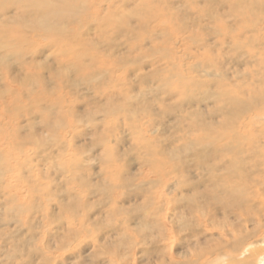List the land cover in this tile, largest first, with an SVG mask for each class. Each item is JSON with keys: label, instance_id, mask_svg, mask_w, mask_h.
<instances>
[{"label": "clouds", "instance_id": "obj_1", "mask_svg": "<svg viewBox=\"0 0 264 264\" xmlns=\"http://www.w3.org/2000/svg\"><path fill=\"white\" fill-rule=\"evenodd\" d=\"M161 9L177 27L211 18L254 62L230 75L224 57L189 61ZM239 103L264 134V0H0V180L31 197L7 211L24 222L37 201L47 216L32 160L57 152L59 169H75L62 177L73 195L60 244L100 233L85 264H264V219L258 233L245 223L264 217V141L242 154L259 161L251 182L226 163ZM245 188L255 210L233 198ZM97 209L107 215L88 220ZM39 246L0 229V264Z\"/></svg>", "mask_w": 264, "mask_h": 264}, {"label": "rangeland", "instance_id": "obj_2", "mask_svg": "<svg viewBox=\"0 0 264 264\" xmlns=\"http://www.w3.org/2000/svg\"><path fill=\"white\" fill-rule=\"evenodd\" d=\"M161 19L162 21L167 22L173 28L175 39L174 41L171 42L174 44L175 48L179 49L188 58L189 61L200 57H205V58L209 56L224 57L223 61L219 66L222 68V70H226V72L230 75L236 74L237 72L244 69L245 66H249L254 62L253 58L246 54L243 45L240 43V39H242V36L241 38L238 39L237 37L231 34L222 33L215 27V21L212 20L211 18L203 19L198 24H184L182 27H177L169 19L167 11L165 9H161ZM157 35L159 36L161 35V33L158 32ZM203 67L205 68L210 67V65L204 64ZM197 68L203 70L200 65H197ZM252 83H254V81H252ZM254 84H258V82L255 81ZM242 106L243 108L241 110L235 108L241 111L239 113V117L237 119L235 118V124L237 126V129H239L240 127H242V125H245L246 123L250 124L254 116L253 106L244 103L242 104ZM259 130L260 129H257L256 131L258 132ZM238 131H239L238 134L240 135L244 134V131H242V129ZM257 132H255V134H257ZM86 139H87V133H84L76 137L74 147L78 146L79 144H82ZM46 152L48 153L47 155L45 154ZM211 153L212 151L210 152V154ZM64 159L70 160L71 154H69V156ZM32 163L39 176L40 182L42 184L47 183L49 185V198L46 200L47 207L45 209V211L47 212V216L45 217L44 212L41 211L43 205H38L37 201H32L31 204H29V207L24 210L28 212L27 220L19 223V221L21 220L16 215L17 210L14 209L12 212H8L7 209L9 205L15 202V199L17 197L23 199L25 203L28 204L29 201L31 200L28 188L25 185L17 183L14 184L12 187H10L8 192H5L4 188L8 185L9 182L0 180V229L7 230L9 233H11L13 236H16V238H18V240L21 241L26 240V242L32 241V243L35 242L37 243L39 240L38 243L41 242L39 244L40 247H36L31 253L26 251L22 256L19 257L22 260L23 264L25 263L37 264L38 261L40 262L42 261L43 263L48 264L49 260L51 259L54 260L56 259L55 264H63L62 260L65 261L66 258H68V260L65 261V264L68 263L85 264V260H87L90 256L93 260H95L97 256L98 248L100 247V243L98 240V235L100 233L87 234L84 236L83 239L79 240L71 247H66L60 244V240L63 238V235L68 228V225L63 222L62 217L65 209L69 207L67 201L69 197L73 195V193H71L70 191L69 192L64 191V189L68 186L71 180V176H68L67 179H62V177H65L68 171H75V169H72L71 167L67 170L59 169L58 165L60 163V157L58 156V153L55 151H49L48 148L36 152L32 160ZM226 163L228 164L229 160L226 161ZM245 163H246V167L252 170V163L249 162L248 160L245 161ZM50 164L53 166V170L51 171L48 170ZM228 169L229 171H231L233 167H231V165H228ZM240 174L247 175V172L246 170H244ZM80 178L83 179V173H81ZM251 181L252 180L249 179L247 182H251ZM88 182L90 183V180ZM257 187H259V185H257ZM260 192L264 193V189H260ZM253 194L255 195V193H250V194H245L243 196L245 198L244 199L245 201L247 202L249 200L251 201V202L249 201V204H247L248 206L250 205V208L248 207V209L250 210H255L256 203L258 202L257 201L256 203L252 204ZM95 196L96 193H93L91 199H95ZM128 199L131 200V196H129ZM244 208L246 207L243 205V208L241 209ZM169 209H171V203H169ZM105 215H107L106 209H97L94 212H92L87 217V219L91 221H95L97 216L103 217ZM258 216H259L258 212L255 216H251V215L249 216L247 214L245 215V219H246L245 223L247 222L246 225L248 229H251L257 233L259 232V228H258V225L260 223L259 220L264 219V217H260V216L258 217ZM15 220L18 221L15 222ZM57 220H61V223H56ZM48 221L50 222V224H48L49 223ZM46 224H48L47 225L48 228ZM51 224L53 226L52 228L49 227ZM141 226L142 227L144 226L143 221H141ZM42 227L44 228L43 231L41 230ZM21 228L23 229L21 230ZM30 228L33 232L30 230ZM20 231L22 234L23 233L24 234L18 236L17 234ZM26 231L29 232V234L26 233ZM42 237H44L45 240L42 241ZM49 242H51L50 243L51 248L50 246H48L49 249L47 251L46 248L47 245H49ZM70 255H72L73 257L76 256V259H72V258L70 259L69 258ZM25 257H27V259H25ZM48 257H50V259Z\"/></svg>", "mask_w": 264, "mask_h": 264}, {"label": "bare ground", "instance_id": "obj_3", "mask_svg": "<svg viewBox=\"0 0 264 264\" xmlns=\"http://www.w3.org/2000/svg\"><path fill=\"white\" fill-rule=\"evenodd\" d=\"M258 83H259V81H257ZM254 83H255V81H254ZM242 104L243 103H239L237 106H236V108L237 109H242L243 108V106H242ZM237 109H235L234 110V112H233V117H234V121H235V118L237 119L238 117H239V113L241 112L240 110H237ZM245 109V108H244ZM252 112V111H251ZM240 129H242V131H244V134L243 135H240V134H238V132H237V135L233 138V142H232V147H231V151L228 153V155H230L231 156V159L229 160V163H228V165H231V167H233V169L234 168H236V169H238V172H239V179H240V181H241V185H243V184H245V182H247L249 179L250 180H253L258 174H259V172H260V168H259V161H256V163L255 164H253L252 163V170L251 169H248L247 167H246V163H245V161H249V162H251V161H253L254 159H255V156L253 155V156H243L242 154L244 153V152H246V151H250L252 148H254L255 146H256V144H258V143H260V142H262V141H264V134H261L260 133V130L257 132L256 130L257 129H253V128H250V124H248V123H246L245 125H242V127H240L238 130H240ZM255 132H257V134L254 136V139H251V140H249L248 139V137H250V136H252ZM217 155V152L216 151H212V153L209 155V158L211 159V158H214L215 156ZM244 170H246V172H247V175H241L240 173L241 172H243ZM241 171V172H240ZM246 178H248V179H246ZM245 194H250V192L245 188V189H243V190H241L239 193H236L235 194V196L233 197L234 199H235V201L237 202V204H238V206H241L240 208H243V205L246 207V208H250V205L248 206L247 204H249V201L247 202V201H245L244 199V195ZM253 196H254V194H253ZM245 197H247V196H245ZM253 200V199H252ZM251 202V201H250ZM258 203V202H257ZM252 204H254V203H252ZM251 209H253V208H251ZM255 209H256V207H255ZM250 216V215H249ZM257 217V216H256ZM259 217V216H258ZM247 219H248V216H247ZM30 220V219H29ZM246 220V219H245ZM16 221H18V220H15V222ZM33 221V220H32ZM260 221V220H259ZM6 222V221H5ZM36 222V221H35ZM39 222V221H38ZM49 222V221H48ZM9 223H10V221H9ZM19 223H21V221H19ZM26 223V222H25ZM247 223V222H246ZM258 223V222H257ZM4 224V223H3ZM5 224H7V223H5ZM12 224V223H11ZM30 224V223H29ZM35 224V223H34ZM40 224V223H39ZM48 224H50V222L48 223ZM48 224H46V226L48 225ZM53 224V223H52ZM52 224L49 226L50 228H52L53 226H52ZM14 225V224H13ZM17 225V224H16ZM15 225V226H16ZM27 225V224H26ZM45 225V224H44ZM31 226V225H30ZM40 226V225H39ZM24 227H26V226H24ZM29 228V227H28ZM36 228V227H35ZM47 228H48V226H47ZM47 228H45V229H47ZM248 228V227H247ZM23 228H21V230H22ZM26 229V228H25ZM33 229V228H32ZM18 230V229H17ZM30 230H31V228H30ZM30 230H28V231H30ZM32 231V230H31ZM45 231H47V230H45ZM23 232V231H22ZM33 232V231H32ZM37 232V231H36ZM57 232V231H56ZM64 232V231H63ZM18 233V232H17ZM26 233H28L29 234V232H27L26 231ZM44 233V232H43ZM42 233V234H43ZM62 233V232H61ZM24 234V233H23ZM22 233H21V231L17 234L18 236L19 235H23ZM34 234V233H33ZM57 234V233H56ZM63 234V233H62ZM62 234H60V235H62ZM35 235H36V233H35ZM46 235H48V234H46ZM45 235V236H46ZM32 236V235H31ZM44 236V237H45ZM50 236V235H49ZM16 237V236H15ZM35 237V236H34ZM33 237V238H34ZM37 237H38V235H37ZM44 237H42V241L43 240H45L44 239ZM32 238V237H31ZM56 238V237H55ZM61 238V237H60ZM16 239H18V238H16ZM29 239V238H28ZM54 239V238H53ZM30 240V239H29ZM33 240V239H32ZM35 240H37V239H35ZM47 240V239H46ZM21 241V240H20ZM26 241V240H25ZM34 241V240H33ZM38 242H39V240H38ZM48 242V241H47ZM55 242V241H54ZM58 242V241H57ZM56 242V243H57ZM30 243H32V241H30ZM36 243V242H35ZM41 243V242H40ZM39 243V244H40ZM50 243L51 242H49V245H47V251H48V246H50ZM80 244V243H79ZM58 245V244H57ZM40 247V246H39ZM57 247V246H56ZM59 247V246H58ZM76 247V246H75ZM79 247V246H78ZM50 248H51V246H50ZM44 249V248H43ZM61 249H62V247H61ZM251 250V249H250ZM249 250V251H250ZM46 251V252H47ZM29 253H31V252H29ZM38 253V252H37ZM36 254V253H35ZM39 254H40V252H39ZM44 254V253H43ZM48 254V253H47ZM62 254H64V253H62ZM62 254H60V255H62ZM31 256H32V254H31ZM35 256V255H34ZM40 256H41V254H40ZM47 256V255H46ZM50 256V255H49ZM54 256V255H53ZM64 256V255H63ZM41 258V257H40ZM49 259H50V257H48ZM48 258H46V259H48ZM54 258V257H53ZM60 258V257H59ZM62 258V257H61ZM70 259L72 258V259H76V256H72V255H70V257H69ZM69 259V260H70ZM31 260V259H30ZM56 260V259H55ZM68 260V258H66L65 259V261H67ZM63 261V264H65V261L64 260H62ZM25 262H28V261H25ZM31 262V261H30ZM42 262V261H41ZM46 262V261H45ZM47 263V262H46ZM67 263V262H66ZM80 263V262H79ZM26 264V263H25ZM30 264V263H29ZM42 264H45V263H43L42 262ZM69 264V263H68ZM77 264V263H76Z\"/></svg>", "mask_w": 264, "mask_h": 264}]
</instances>
